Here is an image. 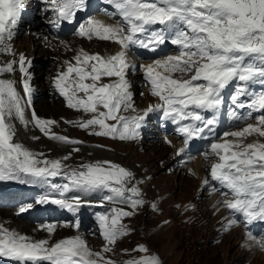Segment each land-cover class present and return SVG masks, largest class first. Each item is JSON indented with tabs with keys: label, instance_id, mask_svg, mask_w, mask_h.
Masks as SVG:
<instances>
[{
	"label": "snow or ice",
	"instance_id": "1",
	"mask_svg": "<svg viewBox=\"0 0 264 264\" xmlns=\"http://www.w3.org/2000/svg\"><path fill=\"white\" fill-rule=\"evenodd\" d=\"M50 11L56 13L50 23L59 27L62 21L72 22L79 11L87 9V0H46ZM118 14L123 23L105 25L88 18L79 25V35L102 41H114L127 50L130 46L155 51L166 41L179 48L178 55L156 59L144 67L151 86V95L161 103L148 107L143 114L121 115L136 109L132 102L126 70L130 65L125 51L103 57L81 50L75 57V65L69 64L66 71L57 73L54 86L65 98L67 107L86 114L87 120L78 121L82 129L112 139L135 140L142 122L153 111L176 124L178 133L190 143L202 138L206 129L217 123L215 114L224 105V90L233 81H238L229 99L233 105L234 120H246L253 112H260L259 126L248 124L242 131L224 133L227 137L241 138L252 133L264 137V0H104ZM25 0H0V56L11 54L10 47L14 30L25 11ZM159 25L160 27H154ZM30 61L24 54L18 60L0 61V181H16L21 184H39L45 191L34 203L22 205L23 213L34 204L52 203L61 209L76 213L87 204V195H101L115 204H125L131 211L114 207L110 213L97 216L99 229L110 252L111 245L128 235L122 224L145 201L138 186H130L134 180L131 171L110 161H96L71 166L63 163L71 153L59 159L41 158L43 153L30 150L16 140V123L27 127L34 123L44 136L69 145L81 143L68 136L52 132L57 121L42 119L31 110L32 87L29 73ZM18 66L22 74V91L14 79L5 78L14 74ZM191 74L189 78H174L175 73ZM73 74H75L73 76ZM117 78L115 82L101 83L102 78ZM90 81V82H89ZM259 83V92L250 88ZM83 94V95H81ZM247 97V99H241ZM247 108V117L237 110ZM202 112H210L205 117ZM114 121L115 123H109ZM186 122V123H182ZM39 139V137H32ZM75 148L74 151H79ZM184 150H181L183 155ZM210 154L218 162L210 169L212 180L219 182L229 196L225 206L243 216L246 224L264 221V143L213 142ZM209 154H205L207 159ZM61 177L65 183H52ZM72 194V195H70ZM153 209L157 208L152 204ZM232 221L228 227L235 224ZM77 230L80 222L74 225ZM56 225H42L49 236ZM264 247V237H251ZM146 255L132 259L126 264H162L157 255H147L150 249L140 245L136 249ZM0 257H7L16 264H114L105 260L101 252H93L86 241L75 235L60 239L54 245L49 239H32L5 227L0 223Z\"/></svg>",
	"mask_w": 264,
	"mask_h": 264
},
{
	"label": "rangeland",
	"instance_id": "2",
	"mask_svg": "<svg viewBox=\"0 0 264 264\" xmlns=\"http://www.w3.org/2000/svg\"><path fill=\"white\" fill-rule=\"evenodd\" d=\"M25 37H23V39ZM110 43L116 46L113 49L117 48L115 43ZM65 47H67V45H65ZM49 50L53 52L52 49ZM68 50L70 51V49ZM112 53L113 51L110 48L106 56ZM95 54L99 53L94 52V55ZM168 55L177 54L170 52ZM54 58L55 57H52L48 61H46L47 59L40 58L39 62L44 61L46 65L41 69L39 68L40 70H36L37 75L43 70H50L49 74L45 77V82L49 88V83L52 81L51 76L57 69V62L49 67V63L56 60ZM129 58L134 59L132 55L129 56ZM129 75L132 77L130 82L136 85L131 88L135 91V93H131L132 102L134 107L139 109L140 107H137L136 102L145 95H150L147 94L142 84L141 76L143 75L139 67L136 72H129ZM180 75L181 73H176L173 76L174 78H180ZM184 78H189V76H184ZM116 79L117 78L108 80V83L115 82ZM105 82L106 81L102 79L101 83ZM150 97L152 98V96ZM54 98L55 102L62 104L56 96H54ZM155 98L156 97H154V99ZM154 99L152 98L150 103H154L156 101ZM44 100H46L44 97L39 101L37 99L35 105L44 102ZM67 111L72 121V123H70L71 125L68 126L62 118L61 121L69 127H67L68 132L55 126H53L52 132L55 130L57 132L67 133L79 139L81 143L75 146H66L67 144L48 139V141L63 144L66 149H68L67 155L71 153L70 159L63 161V163L75 167L83 163L110 161L116 165L122 166L133 173L134 180L130 186H138L141 191V198L145 201L144 205L136 209L134 215L122 219V224L126 227L129 234L119 238L115 244L111 245L112 250L110 252H103L107 243L102 242L99 238L102 234L99 233L98 229L82 228L83 230H81V232L84 235L86 234L85 237L91 239L90 243L85 239L90 250L93 249V252H102L104 259L111 260L114 264H126L129 260L138 259L140 256L146 255L136 250L140 245L147 246L150 249L147 255H157L162 261V264H264V255L258 250V247H251L246 243L245 234L242 229L235 230L236 228L242 227H228L232 219L224 204L227 198H221L220 196L224 190L212 191L209 189V185H204L199 192L194 193V184L191 183L190 187H187L188 182L186 177L198 175L194 173L202 171L205 174L201 181L202 184L206 182L208 178L211 179V177H209L210 165L212 167L216 162L211 160H216L214 156L209 154L207 159L198 158L193 160L187 168H180V163L175 160L177 159L176 150L180 146V143L176 139L171 138L169 144H165L163 142L166 140L156 143L152 141V134H146L144 135L145 137L138 136L141 139L134 142L92 135L90 133L93 129H82L79 127L78 121L85 118L83 117L84 113H82V111L73 109H67ZM121 112L130 113L133 111L125 112L122 110ZM38 113L37 109L36 114ZM258 116L244 126L242 125L235 128L229 133L242 131L248 124L259 126ZM109 123H114V121H109ZM148 123V120L144 124L142 123L141 129H145ZM30 124L32 123L30 122ZM32 127L34 128V126ZM63 128L66 129V126H63ZM34 130L36 129L34 128ZM39 133L42 134L41 132ZM42 136L45 138L44 134H42ZM243 138V140H240V138L228 135L227 137L220 138L217 143H223L225 141L240 144L264 143V137L253 135V137ZM171 141L178 143V147L172 149L168 154V156H171L174 152L173 150H175V159H172L173 161L168 160L166 162V160H163V152L161 154L159 153L155 161L149 160V155H152L150 152L152 146L159 145V148L162 146L169 147L171 146ZM139 142L142 143L139 144ZM75 148H79L80 150L78 152L74 151ZM43 152L47 154L46 151ZM199 159H202L205 164H207L206 162L211 164L208 165V167L202 166V168H197L194 165L199 162ZM74 160H77L79 164H75L76 162H74ZM65 182L66 181L63 180V183ZM107 202L108 201H105L104 203ZM152 204H156L157 208L153 209L151 207ZM114 207L129 208L128 205L125 204L113 203L110 205L108 213H110L111 209ZM5 211L13 214L10 210H0V212ZM128 211H131V208H129ZM18 219L23 220V218L19 217ZM28 223L35 229L33 223ZM60 229H66L68 234L71 233L74 236V233L70 231L69 225L63 226L59 224L54 233L58 234ZM54 233L51 234V236L57 235ZM261 234L262 233H260V235ZM59 235L61 234L59 233L58 236ZM255 236H257V234H255ZM57 241L58 240L55 239L51 244L54 245ZM243 245H245V247H243ZM253 251H255V253Z\"/></svg>",
	"mask_w": 264,
	"mask_h": 264
},
{
	"label": "bare ground",
	"instance_id": "3",
	"mask_svg": "<svg viewBox=\"0 0 264 264\" xmlns=\"http://www.w3.org/2000/svg\"><path fill=\"white\" fill-rule=\"evenodd\" d=\"M50 31H52V29H50ZM68 43L70 45L69 48L65 47V44H61L59 42H57V43L55 42L53 45H51L49 47V49H53V52H52L48 48H44V46H38L39 45V39H36L35 37H33L31 35L26 36L24 39L22 38V40H19L18 42H16V40H14V46L17 47V52L18 53L24 52L25 56L35 55L36 59L39 60V61H40V58L47 59L46 61H48L52 57H55L54 59H56V60H54V61L49 63V67H51L53 64H55L57 62V69L54 72V74H52L51 78L54 75H57V73H59L62 69H64V67L69 62H75L76 61L75 57L80 54L81 50H83V51H85V52H87L89 54H93V55H94V52H97L101 56L105 57L108 54V50L110 48L113 51V53H114V51H117V49H118V48L113 49L116 46L111 44L110 42H103V41H98V40H93V41L86 42L84 40L71 38V39H69ZM68 49H70V51ZM106 57H108V56H106ZM1 59H2V61H10V60L15 59V57L13 55H11V54H5V55L1 56ZM45 65L46 64L44 63V61H42L40 63V66H41L40 69L43 66H45ZM34 69H35L34 70L35 79L33 81V84L36 86V92H38V94H39L38 101L42 97H44L46 100H44V102H41L40 104L38 103V104L35 105V103H34V105L32 107H30V109L27 110V114L29 115V118L31 119V110L34 109L35 112H37V109H38L39 113L36 114L38 117H40L42 119L55 120V121H57V124L54 125L55 127L61 128V129H63V130L68 132L67 127L71 125L70 123H72L70 115H68V111H67V109L64 108L63 104H61V103L58 104L57 102H55L54 95L51 93V89L48 87V85L45 82V77L47 76V74H49L50 70L49 69L43 70L42 72H39L38 75H37L36 74V68H34ZM175 74H173V75H175ZM190 75L191 74H182L181 73L180 78H184V76H190ZM5 78L14 79L17 82V84H16L17 88L22 91V86L20 84V81L18 79V76H17L16 72L14 74H6ZM126 78L128 79V83H129L131 81L132 77L128 73H126ZM129 85H130V93H135V91H133L131 88L133 86H136V85L133 82H130ZM232 91H234V89ZM146 92H147V90H146ZM144 94H145V92H144ZM147 94H148V92H147ZM150 96H152V98L154 99L153 95H150ZM150 96L145 95L139 101L136 102L137 103L136 104L137 107H140V108L137 109L135 107L136 108L135 112H130V113L121 112V115L133 116V115H136V114H143V112L152 104V103H150L152 101V98ZM154 100H156V99H154ZM222 107H225L227 110H230V109L233 108V105L232 104L231 105H223ZM82 113H84V112L82 111ZM90 115L91 114L84 113L83 117H85V118L82 119V120H87L88 118H90ZM61 118L65 121V123L68 126L65 125L61 121ZM148 118H150V117L147 115V117L145 118V120L142 123L144 124L145 122H147ZM82 120H80V121H82ZM32 124L29 123L27 127H24L19 122H17L16 123V129H17V131H16V140H18L19 142H22L30 150H32V151H34L36 153H43V157H41V158L59 159V158H62L63 156H65V155H67L68 149H66V147L63 144L55 143L54 142L55 140L54 141H48L49 138L45 136V138H46L45 139L42 136L43 133L40 134L39 133L40 132L39 129L35 127L34 123H32ZM258 124H259V122H258ZM32 126H34V128L36 130H38L39 132L34 130V128ZM63 126H66V129L63 128ZM52 130H53V127H52ZM148 130H147V127H146V129H140L139 136L142 137L143 131L146 132ZM53 132L56 133V134H66V135L72 137L71 135H69L67 133H64V132H57L55 130ZM253 135L257 136V137H261L258 133H252L250 135H246L245 137L249 138V137H253ZM34 136L35 137H39V139H33L32 137H34ZM72 138H74V137H72ZM138 139H141V138L138 137L135 140H129V141L134 142V141H136ZM170 139L171 138H169V139L167 138V140L165 142H163V143L169 144ZM241 139L243 140L244 138L241 137L240 140ZM49 140H52V139H49ZM57 142H60V141H57ZM61 143H63V142H61ZM141 143L139 142V144H141ZM68 145L69 144H67L66 146H68ZM70 146H75V145H70ZM180 146H181V144H180ZM177 147H178V143L175 142V141H173V142L171 141V146H169V147L162 146V147L159 148V145L152 146L151 149H150V152L152 153V155H149V160L150 161H155L157 159L156 157H158L159 153L161 154L162 152L164 153V156L162 157L163 160H166V162L168 160H172V159L174 160L175 159V156H174L175 155V150H173L174 152H173V154L171 156H168V154H169V152H171L172 149H176ZM43 151H46L47 154H45ZM207 152H210V150L207 149ZM198 158H199V156L196 159H198ZM211 160L218 162L217 160H214V159H211ZM74 162H76L75 164H79V163H77V160H74ZM206 163L207 164H205L202 159H199V162L197 164H195L194 166L197 167V168H202V166L208 167V165L211 164V163L208 164V162H206ZM188 165L187 166H181V167L187 168ZM210 168H211V165H210ZM194 174L195 175L198 174L197 175L198 177L197 176L186 177L187 178L186 180L188 182V186L187 187H190L191 183L195 185L193 187L194 193L199 192L203 188L204 185H206V186L210 185V184H208V182H211L212 184L218 185L222 189V187L220 186L219 182L214 181V180H212L210 178H208V179L206 178L207 181L202 184L201 181L203 179V176H205V174L202 171H200L198 173H194ZM140 179H142V178H140ZM9 185H17L18 189H23L24 191H30V190L36 189V188H39L43 193L45 191H50V189H47L45 186L39 185V184H21V183L16 182V181H0V188L6 187V186H9ZM220 196H221V198H223L225 195L222 194ZM45 205H48V206L51 205L52 207H54V205H56V204L46 203ZM129 208H125V210H128ZM0 210H2V209H0ZM227 211L231 215V219H232L231 221H234L232 216H235V217H239V220L243 223V226L235 223L231 227L241 226L242 228H236L235 230L237 231V230L242 229L244 231V234H245L246 243L249 246H251V247L252 246H254V247L257 246L258 250L264 255V247H261L259 243H256L251 238V237H255V236H253L252 232L250 233V232H248V231H246L244 229V228L255 229L257 231L264 232V221H258L257 220V221H254L252 224H246L244 222V218H243V216L241 214L234 213L233 211H231L229 209H227ZM123 219H125V217ZM0 223H2L5 227H7V228H9L11 230H14V231H16V232H18L20 234H23V235H27L29 238H32V239L39 240V239H46L47 238V239L50 240V243L52 241H54L55 239H57L59 241L60 239L73 237V235L71 233L70 234L67 233L66 229H60L58 231V234L60 233L61 235H59V236H58L57 233H54V234H57L56 236L55 235H52V236L50 235L49 236V234L47 232H45V231H42V232L36 231L35 229H33L30 226V224L28 222L23 221L21 219H18V217L16 215H14V214H12V213H10L8 211L0 212ZM70 231H72L74 233V236L75 235H80L84 240L86 239L88 241V243H90L91 239L86 238L85 237L86 234L84 235L81 232V229L78 230V231H75V230L71 229ZM262 237H264V233L259 235V236H257L256 238L259 239V238H262ZM99 238L101 239L102 242H106L103 239L102 236H100ZM243 247H245V245H243ZM94 252H97V251H94ZM253 252L255 253V251H253ZM254 253H253V255H254ZM251 258H253V257H251Z\"/></svg>",
	"mask_w": 264,
	"mask_h": 264
}]
</instances>
